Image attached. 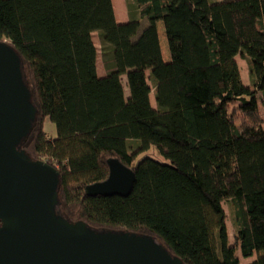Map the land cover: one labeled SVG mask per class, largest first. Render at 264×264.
Masks as SVG:
<instances>
[{"label": "trees", "instance_id": "16d2710c", "mask_svg": "<svg viewBox=\"0 0 264 264\" xmlns=\"http://www.w3.org/2000/svg\"><path fill=\"white\" fill-rule=\"evenodd\" d=\"M125 1L120 22L113 0H0V40L19 54L37 108L22 148L59 170V211L70 221L152 235L184 264H264V117L255 101L261 93L264 106V0ZM151 145L171 161L135 162ZM177 151L189 153L188 166ZM109 158L134 170L132 189L87 195L108 177ZM231 184L240 192L230 197Z\"/></svg>", "mask_w": 264, "mask_h": 264}, {"label": "water", "instance_id": "95a60500", "mask_svg": "<svg viewBox=\"0 0 264 264\" xmlns=\"http://www.w3.org/2000/svg\"><path fill=\"white\" fill-rule=\"evenodd\" d=\"M36 115L21 58L0 40V264H184L152 235L95 229L59 211V170L22 148ZM107 162L108 177L88 184L87 195L132 189L134 170Z\"/></svg>", "mask_w": 264, "mask_h": 264}, {"label": "rangeland", "instance_id": "374dc122", "mask_svg": "<svg viewBox=\"0 0 264 264\" xmlns=\"http://www.w3.org/2000/svg\"><path fill=\"white\" fill-rule=\"evenodd\" d=\"M114 6H115V12H116V16L118 21L120 22H125L128 19V15H127V9H126V1L125 0H113ZM56 24H57V31L58 33L61 35L63 34L66 29H67V25H66V18L65 17H61L59 19L56 20ZM147 25V19H142V27ZM157 29H158V33L159 34V38H160V45L162 48V54H163V58L165 61H169L171 59L170 56V50H169V46H168V41H167V37H166V32L164 29V25L162 21H158L157 22ZM94 42L97 45V47L100 46L99 44V40L97 37V33H94ZM237 61L239 63L240 66V70H241V75L244 79L245 83H248V67H247V63L246 60L243 59L241 56H237ZM97 65H98V70L99 73L104 75L105 74V70L103 68V64H102V60H101V56L100 54H98V61H97ZM125 77V76H124ZM125 81V78H124ZM125 87L127 90V86H126V81H125ZM151 100L154 104V96L153 94H151ZM255 101L258 105V112L264 117V106L262 104V94L259 93L257 94ZM45 128L47 130V133L49 136H55L56 135V127L55 124L52 123L51 121L47 120L45 122ZM172 153H169V155ZM175 156V160L184 165V166H188L190 163V155L187 152H174L173 153V157ZM143 157H151L154 158L160 162H165V163H169L171 161V158L165 154H163L155 145H151L148 149L140 152L137 155V158L135 159V162H137L138 160L142 159ZM231 191H230V197L234 196L236 194H238L240 192L239 186L238 184H231ZM225 211L226 213L228 212L227 206L224 205ZM227 230H228V239H229V243L232 244L233 243V228L231 226V221L230 219L227 217ZM238 255L240 256V252L238 250ZM255 255V254H254ZM241 257V262L242 263H247L250 262L254 259V256L252 257Z\"/></svg>", "mask_w": 264, "mask_h": 264}, {"label": "crops", "instance_id": "0c3cea01", "mask_svg": "<svg viewBox=\"0 0 264 264\" xmlns=\"http://www.w3.org/2000/svg\"><path fill=\"white\" fill-rule=\"evenodd\" d=\"M98 73H99V70H98ZM100 74V73H99Z\"/></svg>", "mask_w": 264, "mask_h": 264}, {"label": "bare ground", "instance_id": "6f19581e", "mask_svg": "<svg viewBox=\"0 0 264 264\" xmlns=\"http://www.w3.org/2000/svg\"><path fill=\"white\" fill-rule=\"evenodd\" d=\"M160 34V33H159Z\"/></svg>", "mask_w": 264, "mask_h": 264}]
</instances>
